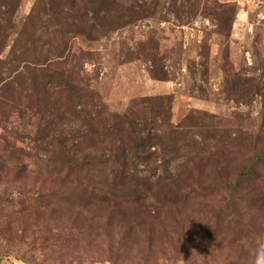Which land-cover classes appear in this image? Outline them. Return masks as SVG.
Returning a JSON list of instances; mask_svg holds the SVG:
<instances>
[{
	"label": "trees",
	"instance_id": "trees-1",
	"mask_svg": "<svg viewBox=\"0 0 264 264\" xmlns=\"http://www.w3.org/2000/svg\"><path fill=\"white\" fill-rule=\"evenodd\" d=\"M21 1L0 0V222L9 232L12 224L42 227L33 242L92 247V260L102 254L110 264H153L158 249L176 251L196 237L215 250L226 233L225 253L212 260L249 264L247 250L264 238V58L222 66L232 103L257 107L254 117L232 113L231 127L195 108L173 123L170 94L112 109L85 69L99 55L91 44L148 21L184 25L201 15L229 36L235 8L218 0H33L17 22ZM154 33L122 42L121 62L175 80L181 49L160 51ZM208 51L185 65L199 77L198 92L208 82ZM14 192L27 204L5 216ZM193 207L200 213L191 223Z\"/></svg>",
	"mask_w": 264,
	"mask_h": 264
},
{
	"label": "rangeland",
	"instance_id": "rangeland-1",
	"mask_svg": "<svg viewBox=\"0 0 264 264\" xmlns=\"http://www.w3.org/2000/svg\"><path fill=\"white\" fill-rule=\"evenodd\" d=\"M218 1L231 4L236 11L229 36L214 33V24L209 18L200 15L184 25L176 24L173 18L161 22L148 21L136 25L133 29L126 27L113 33L108 39L91 44V49L99 53L97 58L85 65L86 72L96 77L93 88L99 92L110 108L118 110H123L131 97L170 94L173 123H178L184 114L193 108L214 113L215 120L223 127L234 126L233 120L236 119L232 117V113L240 115L251 111L254 117L256 104L248 108V106L237 107L232 103L226 93V87L223 86L222 66L230 62L234 66L242 64L250 67L253 60L264 58V0ZM32 2L33 0L21 1L16 14L17 22L28 13ZM151 30H155L154 37L159 42L160 51L168 52L171 48L179 47L181 49L182 63L180 68L175 69L178 70L175 80H154L148 77L145 69L138 62H121L120 44L132 39H144ZM206 45H208L210 61L208 82H203L205 92H198L197 87L192 88V82L196 80L199 84V77L192 79L185 65L193 61L195 64L199 63L203 58L199 53ZM96 72L98 74H95ZM27 142L28 140H25L23 144ZM15 188H19V185H12L7 189ZM13 195L12 205H4L5 216L8 212L18 211L22 205L27 204H20L16 192ZM70 202L71 200L67 201L65 206ZM72 203L75 204L74 201ZM30 204L33 207L39 206V204ZM209 206V203H204V207ZM193 209L194 216H191V223L197 221L196 216L200 213L196 207ZM254 218L249 216L243 221L252 225ZM34 228L36 227L29 226L22 231L12 224L9 232L6 224L0 222V264H110L102 254L95 253L96 259L92 260L90 256L94 252L92 247L86 251L74 248L62 251L39 238L33 242L32 238L38 234L40 236L43 231L42 227H39V232L33 233ZM247 229L248 233L251 227ZM223 235L219 241L222 246L215 250H211V247L204 249V242L200 237H196L193 244L181 243L180 246H176V251L167 248L162 254L158 249L153 264H223L222 260H212L219 259V256L226 251V233ZM183 246L188 248L185 249ZM230 246L235 249L233 244L230 243ZM246 247L248 248V245ZM52 249L55 251H51ZM58 255L60 257L57 259ZM127 262V264H137L132 257Z\"/></svg>",
	"mask_w": 264,
	"mask_h": 264
},
{
	"label": "clouds",
	"instance_id": "clouds-1",
	"mask_svg": "<svg viewBox=\"0 0 264 264\" xmlns=\"http://www.w3.org/2000/svg\"><path fill=\"white\" fill-rule=\"evenodd\" d=\"M247 252L250 258L249 264H264V238L259 239Z\"/></svg>",
	"mask_w": 264,
	"mask_h": 264
}]
</instances>
